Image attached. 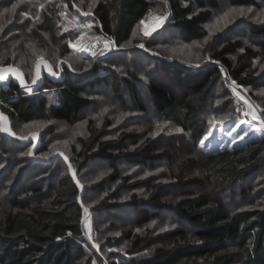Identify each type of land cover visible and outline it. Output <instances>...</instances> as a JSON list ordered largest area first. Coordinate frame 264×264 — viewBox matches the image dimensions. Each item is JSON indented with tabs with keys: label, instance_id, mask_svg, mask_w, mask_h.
Here are the masks:
<instances>
[{
	"label": "trees",
	"instance_id": "obj_1",
	"mask_svg": "<svg viewBox=\"0 0 264 264\" xmlns=\"http://www.w3.org/2000/svg\"><path fill=\"white\" fill-rule=\"evenodd\" d=\"M63 1L67 7L64 5L61 9L71 12L74 0ZM220 1L165 0L168 25L164 24L149 38L152 54H147L145 45L144 49L137 46L120 53L124 56L121 61L127 56V62L123 64L113 63L112 53L95 58L86 72L70 73L65 69L62 82L45 78L38 92L46 84L55 88L54 103L48 104L44 96L38 97L37 94L31 98L21 95L13 81L0 88V109L9 115L11 123H29L45 118L78 123L91 102L96 106V101L86 94L87 90L95 89V92L106 96L99 105L101 109L110 107L107 96H112L121 122L113 124L105 113L99 125L92 118H84L87 137L77 138L75 148L78 150H73V157L58 148L44 157L40 154V144L36 156L46 159L55 150H61L73 167H78L77 176L85 188L84 193L88 186L79 177L80 169L89 162H102L109 166L110 170L100 182L89 188L114 185L115 194L128 193L124 207L134 210L133 224L139 229L151 220L160 221L169 214L171 219L182 223L154 235L150 230L121 234L128 241L130 254L152 249L148 254L132 259L133 264H264V136L216 152H205L199 146L207 129L212 126L199 119L210 96H224L220 109L232 108V103L235 107L239 105L237 99L225 97L227 89H219L221 69L226 72L225 78L234 80L250 92L259 94L264 90L260 85L264 81V67L260 73L251 63V58L258 55L264 65V41L245 46L240 35L228 34L226 39H219L212 50V61L216 63L205 62L202 69H194L191 65L172 62L166 52L173 48L169 45L175 41L172 43L165 37L167 35L161 37L163 32L172 28L176 32L173 40L184 43L204 40L208 36L206 24L213 12L219 9ZM224 1L230 8L253 7L256 10L258 5V0ZM13 4L15 9H12ZM30 6H33L31 0L0 1V65L12 64L22 70L32 63L33 73L35 61L44 56L31 52L32 44L46 50L48 38L54 46H58L61 39L55 23L56 10L44 7L37 11ZM153 6L154 0H96L88 12L90 20L87 24L92 27L86 31L102 35L120 46L130 40L136 26ZM25 12L33 19L31 23L29 18L21 16ZM35 17L39 18L35 20ZM78 18L81 21L80 16ZM169 33L173 34L172 31ZM256 37H264V25L250 27L247 39ZM218 38L220 36L217 35L216 40ZM165 40L168 47L159 49L161 45L166 46ZM139 54H147L153 62L144 78H140L135 70L133 57ZM142 65L145 66V62ZM162 76L167 77V87L162 84ZM259 77L263 78L261 82ZM249 96L253 98V92ZM253 101L258 105L254 98ZM148 106L154 111V116L181 127L189 134L190 140L184 135H160L138 142L136 138L140 135L133 134L129 125L134 124L136 128L142 127L141 123L150 125L152 121L146 113ZM106 109L99 112H107ZM39 133L41 138L42 132ZM176 138L187 146L185 153L168 144L169 140ZM9 141L12 142L3 140L0 134V184L9 183L10 190L18 183L19 173L31 167L46 168L59 161L66 172L57 186L48 192L46 199L45 190L32 186H28L29 191L27 187H17L19 190L13 192L10 202L0 198V264H89L90 255L98 258L88 243L79 238L77 189L68 176L65 163L61 159L46 164L32 163L26 155L23 160L20 158L21 164L18 165L11 158L16 156L18 148H28V152L31 144L16 146L12 151L17 152L9 155L5 147ZM129 143L133 145L131 148ZM169 147H175L176 153L165 149ZM125 163L145 169L165 164L168 173L133 179V172L123 174L118 167ZM141 189L144 190L143 198L137 192ZM236 190L240 196L249 198V206L236 209L226 203L229 206L226 207L224 198L232 197ZM29 192L31 196H25ZM82 201L85 203L84 195ZM115 206V202L98 205L107 210ZM88 207L92 212L93 208ZM69 232L72 235H68ZM93 240L99 246L101 264H104L103 259L107 264H116L101 252L94 222Z\"/></svg>",
	"mask_w": 264,
	"mask_h": 264
},
{
	"label": "rangeland",
	"instance_id": "obj_2",
	"mask_svg": "<svg viewBox=\"0 0 264 264\" xmlns=\"http://www.w3.org/2000/svg\"><path fill=\"white\" fill-rule=\"evenodd\" d=\"M0 1L4 2L7 0ZM94 2H96V0H74V2L72 3L73 10L71 12H66L63 8L61 9L62 6L67 4L63 0H31V3L33 5L30 6L31 9L35 8L38 11V9H41L40 5L43 4L45 8L48 7L49 9L56 10L55 23L57 25V30L59 33L58 35L61 39L60 44L58 46H54L48 38L49 45L46 50H41L35 44H32V46L29 48L31 49V52H35L36 56L46 57L53 64L52 66L54 68H56L58 59L65 60L67 63H69L71 67L70 73L86 72L93 65V61L95 60V58L105 57L112 53L114 57L112 58L113 63L115 62V64H123L127 62V60H125L127 56L124 54L125 59L121 61V57L123 58L124 56L120 53H126L125 51L127 49H134L137 46L140 47L139 45L141 44L146 46L145 49L147 50V54L153 53L152 48L149 46L150 44L148 43L149 38L151 37L153 32L157 31V29L161 28L164 24L168 25V12L165 0H154L153 8L151 9L150 13L142 20L143 23H141V21L136 26L131 35L130 40L120 46H117L115 44V46H112L110 50L104 51L103 55H100V52L104 50V44L108 43L111 40L103 37L102 35L90 34V32L88 33V30L86 31V28L82 27L84 23H89L90 18L88 14L85 15L84 13H88L90 11V6ZM74 4L76 5V7H73ZM77 7L80 9V11L76 10ZM249 9H251V11H249ZM241 10H243V15L240 14ZM164 15L167 16V19L163 22L162 25L157 26L156 18ZM212 15V18L206 24L208 36L204 40L192 43H184L179 40L176 41L177 39L173 40L176 32L172 28L167 29L166 32L162 33L163 35H161V37L167 35L165 37H167L168 40L171 39L172 43L175 41L174 44L169 43V46H172L173 48L166 52V55L170 58V60H172V62L186 66L191 65L194 69H202V65H204L205 62H212V50L217 46L219 39H226L228 34H232V36H235L236 34L240 35V38L243 40L245 46L253 45L255 42L259 43L260 40L264 41V37H256L255 39L251 40L247 39L250 27H252L253 25H264V0H258L256 10H254L253 7L230 8L226 4V2L222 0L220 1L219 9L214 11ZM79 16L81 18V21L78 18ZM34 19L36 20L37 17H35ZM32 20L33 19L30 18L29 22L31 23ZM64 26L68 27V31H64ZM146 31L149 33L148 35H145ZM170 31H172V35H170ZM80 33H84L86 36L85 40L82 41L84 45L89 43L98 44V46L94 49L97 52L96 57L91 56L89 52H78L69 47L68 41H74L75 37ZM45 35L48 36L47 34ZM217 35L220 36V38L216 40ZM93 36L101 37L100 41L96 42L95 40H93ZM167 44L168 42L167 40H165L164 45L166 46L161 45L159 49H165L166 47H168ZM147 54H139L138 56L133 57L135 63V70L140 78H144L147 72L153 67V62H151L150 58H147ZM142 62H145L146 65L143 66ZM251 63L255 71L262 73V71L264 70V65L258 55L256 57L251 58ZM197 64L199 65V67L196 66ZM22 70L25 72L28 79H30L31 81L32 63L30 66H26ZM225 76L226 72L222 71L219 89H227L225 97L229 96L231 98L237 99L239 105L235 107L234 103H232V108L220 109V105L224 101V96H222V98L219 95L210 96L207 108L204 114L199 118L200 120L206 121L207 124L212 125L211 128L209 127L206 132V134L211 132L212 135L209 137L208 141H205L204 147H201L199 143L200 148L205 152H216L223 149H231L241 145L246 141L259 139L264 136V132L254 130L252 132H249V134L243 139L237 138L235 143L231 142V137L228 134V130H231L239 119L245 120L246 123L241 125L240 129H237L235 132H233L232 136H237V133L241 132L242 129L247 128L249 125H255L256 122L252 121L250 117L243 116V112L247 110V106L244 104L243 100L239 99L233 93L230 87L231 81L225 78ZM161 79L163 81L162 84L167 87V77L162 76ZM262 80L263 78L259 77L258 81L261 82ZM258 81L256 82L258 83ZM260 85L264 86V81H262ZM242 89L249 95H252L253 92V98L257 102L258 106L260 108H264V90H261V93L258 94V92L255 91L250 92L248 88ZM104 90H106V88H104ZM95 91V89L91 91H86V94H89L92 99L96 101V106L95 103L91 102L88 109L83 113L84 116H82V118L80 119L81 122H73L69 124L58 121H52L49 118H45L37 119L29 123H20L17 121H13L12 128L14 129L15 133L19 136H26L32 131H38L37 133L42 132L41 138L39 133V138L41 140L40 154L44 157L48 156L54 149L57 148L64 151L67 155L73 157V150H75V146H77V138L87 137L86 130H84L85 124L83 123L82 119L87 117L92 118L93 121H95V124L99 125L102 120V115L105 113L107 117L113 121V124H118L119 122H121V119L117 117V104L112 102L111 100L112 96H107V100L110 104V107H106L107 109H101L99 105L101 101L106 99V96ZM56 92L57 90L55 88H50L46 84L36 94L38 97L44 96L48 104H50L54 103V99H56ZM249 95L248 97L251 99L253 104H255L253 98ZM37 96L36 98H38ZM218 100L220 101V103H217ZM148 108L149 109L146 113L150 118V121H152L150 125L141 123L142 127L140 128H136L134 124L129 125L130 130L133 134L140 135L136 138L138 142L143 141L146 137L155 138L160 135L164 137L184 135L186 136V139L188 141L190 140V136L187 132L176 131L177 128L182 129L181 127L174 125L170 122H165L159 116H154V111L152 110V108L150 106H148ZM100 109H106L107 112H99L101 111ZM237 109H240V111H238ZM213 117H215V120L212 119ZM210 121L212 122L210 123ZM124 130L130 132L128 128H124ZM109 135L110 134L108 133L106 136L108 137ZM111 135L113 137L114 134ZM169 143L179 149V152L184 151L185 153V151L187 150V146L181 141V139L177 140L176 138L174 139V141L169 140L168 144ZM18 145H20V143L17 144V142L12 140V142H7L5 147L8 150L9 155H14L18 151L16 156L11 158V161L17 162V164L20 165L21 159L26 156L28 148H18V150L14 153L12 149ZM132 146V144H128V147L131 148ZM174 148L169 147L165 149H168L175 154L176 150ZM76 150H78V148ZM118 167L121 169V172L123 174L126 173V171L127 173L133 172V179H145L151 176L157 177L158 175H167L168 173L167 166L165 164L155 166L151 169H145L127 163H125V165L119 164ZM133 169L135 170L133 171ZM109 170V166H104L102 162H89L86 166H83L80 169L79 177L81 181L88 186V189L84 193V201L88 206L93 208L91 212L92 227L94 222L95 230L97 232V236L101 244V252L108 258L110 262L114 261L116 264H133L132 259H136V257L138 258V256L140 255H146L151 252L152 249L148 248L141 252V254H130L128 241L126 238L124 239L121 234L125 232L143 233L146 230H150L154 235L157 233L165 232L170 228L181 226L182 223H180V221H175V219H171L169 214L166 217H163L160 221L151 220L146 226L141 227V229L137 228V226L133 224V221L135 220L134 210L128 206V208L124 207V204L128 201V193H126V195L125 193L115 194L114 185H103L102 187H97L95 189H93L92 187L89 188L90 185L100 182L101 178L106 175ZM65 172L66 169L60 164L59 161H56L55 163L47 166L46 168H43L42 166H36L25 169L24 171H21L19 173L18 183H16L15 186L11 187L12 190H10L9 183H7L6 185L5 183L0 184V198L7 202H10V200L13 198V192L18 191L22 187H27L26 189H28L29 191L28 186H32L34 188L40 187L42 188V190H45L46 193L44 198L46 199L50 194L48 192H50L57 186L59 180L64 176ZM17 187L19 189H17ZM137 192L140 197H144L143 189L137 190ZM25 196H31L30 192ZM29 202L32 203L31 201ZM111 202H115L116 204V206L112 210L101 209L100 207H98L99 203ZM223 202L225 204L229 203L231 207L236 209L246 208L247 206H249V198L240 196L239 190H236L232 197H225ZM226 207L228 208L229 206L226 204ZM161 228H166V230L161 231ZM137 229H139V231H137ZM117 232L119 233V235H114V233ZM110 248L116 249V251H109L108 249ZM90 257L91 261L89 262V264H93V262L94 264H101L100 257L97 258L95 255H90Z\"/></svg>",
	"mask_w": 264,
	"mask_h": 264
},
{
	"label": "snow or ice",
	"instance_id": "obj_3",
	"mask_svg": "<svg viewBox=\"0 0 264 264\" xmlns=\"http://www.w3.org/2000/svg\"><path fill=\"white\" fill-rule=\"evenodd\" d=\"M16 5L13 4L12 5V9H15ZM45 6L43 4L40 5V8L43 9ZM64 7H67V5H65ZM73 7H76V5L74 4ZM77 11H80V9L77 7L76 8ZM5 11H8V9H5ZM249 11H251V9H249ZM85 15H87L88 13H84ZM241 15H243V10H241ZM22 16L26 17V18H31L29 16V14L27 12L25 13H22L21 14ZM39 18V17H37ZM157 26L159 25H162L163 22L167 19V16L164 15V16H160V17H157ZM143 23V21L141 22ZM84 28H87V29H91L92 25L91 24H85L83 25ZM31 29H29L30 31ZM64 31H68V27L67 26H64ZM149 33L146 31L145 32V35H148ZM86 38L85 34L84 33H80L79 35H77L75 37V40H69L68 43H69V47H71L72 49L78 51V52H89L91 56L93 57H96L97 56V52L95 50H93L94 48V45L89 43L88 45H84L82 43V41H84ZM93 40H95L96 42H99L101 37H98V36H93L92 37ZM112 46H115L114 42L112 41H109L108 43H105L104 44V50L100 52V55H103L104 54V51H108L110 50V48ZM141 48L144 47L143 44L139 45ZM210 59V58H209ZM213 63H216V61H212ZM41 63L38 62L37 65H36V68H37V71H36V74L33 76L32 80H31V85H35L37 83V81L41 78L40 77V68H41ZM43 66L47 69L49 75H52V76H56L57 75V72L56 71H53L52 68L47 65L46 62H43ZM197 67H199V65L197 64L196 65ZM221 71H223V69H221ZM14 77L18 82H19V85L21 88L24 89L25 92L31 94L33 93V88L27 84L23 78V75L18 71V69L12 65H9V66H6V67H0V82L2 81H7L9 79V77ZM230 87L233 91V93L241 100L244 101V104L247 106V110L243 112V116L245 117H250L252 121H255L256 124L255 125H249L247 128H244L241 130V132L237 133V136H232V133L235 132L237 129H240L241 128V125L245 124L246 121L243 120V119H239L234 127L231 129V130H228V134L229 136L231 137V142L232 143H235L236 142V139L239 138V139H243L245 136H247L249 134V132H252V131H262L264 132V108H260L258 105H255L253 103H251L248 99H246L244 96H241L239 91H238V88L240 87L239 85L236 84V82L234 80L231 81V84H230ZM217 103H220V101L218 100ZM239 111V109H237ZM213 120H215V117L212 118ZM0 120H4L6 121L7 118L3 116L2 113H0ZM212 121H210L211 123ZM159 127V125H158ZM176 131H183L182 129L180 128H177ZM0 132H4V133H7L8 135H16L15 133H13L9 127V125L7 123H4L3 125H0ZM212 135L211 132H209L208 134H206L202 140L200 141V145L201 147H204V143L205 141H208L209 140V137ZM18 139H21V140H27L28 137L27 136H18L17 137ZM31 139L33 141H35L37 139L36 135H33L31 137ZM36 147L35 144H32V148L34 149ZM26 155L28 156H32L33 155V152L32 151H28L26 153ZM60 155H63V153H60ZM64 160L67 162L68 161V157L67 156H64ZM68 169L70 172H72V179L76 182L77 186L80 187V188H83V185L80 183V181L77 179V176H76V173L75 171L73 170V166L71 163H68ZM135 169H133L134 171ZM106 195V193H105ZM79 199V198H78ZM81 208H82V211H83V218H84V223L86 226L89 225L90 223V212H89V207L83 202L81 201ZM174 227V225H173ZM91 229L89 228L88 231H90ZM161 231H165L166 228H161L160 229ZM137 231H139V229H137ZM68 235H72L71 232L68 233ZM114 235H119V233H114ZM59 239V238H58ZM89 239H91V236H89ZM94 248L97 249V251H99V246L95 243H93L92 245ZM109 251H116V249H108ZM94 264V262H93Z\"/></svg>",
	"mask_w": 264,
	"mask_h": 264
},
{
	"label": "water",
	"instance_id": "obj_4",
	"mask_svg": "<svg viewBox=\"0 0 264 264\" xmlns=\"http://www.w3.org/2000/svg\"><path fill=\"white\" fill-rule=\"evenodd\" d=\"M38 62H40L41 65H42L41 68H40V77L41 78L37 81V83L35 85H31V81L28 82V80L26 79V76L23 73V71L21 69H19L18 67H16L18 69V71L23 75V78H24L25 82L27 84H29L33 88V93L29 94V93L25 92L24 89L20 87L19 82L14 77H11V76L9 77V79L7 81L0 82V88L1 87H4L8 82L13 81L19 87V90H20L21 95L31 98L33 95H35L38 92L39 87L44 83L45 78H47V79H49L50 81H53V82H62L63 79H64V77H65V69L67 71H69V72L71 71V67H70L69 63H67L63 59L58 60L57 65H56V68H54L52 66V64L47 60V58L40 57V58H38L35 61L34 65H33L32 78L36 74V71H37L36 65H37ZM43 62H46L47 65H49L52 68L53 71H56L57 72V75L56 76L49 75L47 69L43 66ZM9 65H12V64L0 65V67H6V66H9ZM239 89L242 90L246 94V92L242 89L241 86L239 87ZM248 99H249V101L251 103H253L250 98H248ZM0 113H2L3 116L7 118L6 121L0 120V125H3L4 123H7L9 125L11 131L13 133H15V131L12 128V123H11V119H10L9 115L6 114V113H4V112H2L1 109H0ZM0 134H1L3 140L10 139V140H13V141H15L17 143L24 144V145L31 144L29 151H32L33 152V155L32 156H28L27 155V158L32 163L46 164V163H49L50 161H52L54 159H61L65 163V165L67 166V169H68V163H71L70 160H69V158H68V161L67 162L64 160V156H66V155L63 152L59 151V150L54 151L46 159H44L42 157L36 156V152H37V149H38L39 144H40L39 133H37V132H31V133L27 134L26 135L28 137L27 140L18 139L17 137L19 135H17L16 133H15L16 135H8L7 133H4V132H0ZM33 135H36V137H37V139L35 141H33L31 139V137ZM32 144H35L36 145V147L34 149L32 148ZM60 153H63V155H60ZM73 170L75 171L76 176H77L78 167H73ZM68 176L70 177V179L72 180V183L74 184V186L77 189L76 203H77V205H78V207L80 209V222H79V224H80V232H81V235H80L79 238L82 241H86L88 243V245L93 249V251L99 257L102 258V256L99 253V251H97V249L92 246L93 243H95V242L93 240L92 215H91V210L90 209H89V212H90V223H89L88 226H86L85 223H84L83 211H82V208H81V201H82V197L84 195L85 188H84V186H83V188H80V187L77 186L76 182L72 179V172H70L69 169H68ZM77 179H78V176H77ZM89 228L91 229L90 231H88ZM89 236H91V239H89ZM103 262H104V264H107L104 259H103Z\"/></svg>",
	"mask_w": 264,
	"mask_h": 264
},
{
	"label": "bare ground",
	"instance_id": "obj_5",
	"mask_svg": "<svg viewBox=\"0 0 264 264\" xmlns=\"http://www.w3.org/2000/svg\"><path fill=\"white\" fill-rule=\"evenodd\" d=\"M86 45H88V44H85V46H86ZM93 45H94V48H93V50H94V49L98 46V44H97V43H94ZM230 84H231V83H230ZM238 91H239V93H240L241 96H244L246 99L249 98L248 95L246 94V95H247V96H246V95L244 94V92H242L240 89H238ZM248 100H249V99H248Z\"/></svg>",
	"mask_w": 264,
	"mask_h": 264
}]
</instances>
